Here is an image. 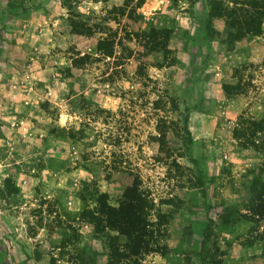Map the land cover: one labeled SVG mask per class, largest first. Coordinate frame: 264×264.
I'll list each match as a JSON object with an SVG mask.
<instances>
[{"label":"rangeland","instance_id":"374dc122","mask_svg":"<svg viewBox=\"0 0 264 264\" xmlns=\"http://www.w3.org/2000/svg\"><path fill=\"white\" fill-rule=\"evenodd\" d=\"M256 11L0 0V264H264ZM130 196L139 232L104 214Z\"/></svg>","mask_w":264,"mask_h":264},{"label":"trees","instance_id":"16d2710c","mask_svg":"<svg viewBox=\"0 0 264 264\" xmlns=\"http://www.w3.org/2000/svg\"><path fill=\"white\" fill-rule=\"evenodd\" d=\"M261 17H264V11H256V19ZM253 18V17H250ZM249 19V18H248ZM131 193V188H126L124 190V195L125 198L127 196V194L130 195ZM131 200L130 202L132 203V205H129L128 203L125 204L126 206L124 207V209H122L120 211V209L118 211H113L115 214L112 215L108 212H104L105 216H106V221L108 223H112L114 224V226L116 227H125V229L130 228L129 225L134 226V232H139L140 230V226H139V221H143V218L141 219L140 217V212H138V209L136 207L137 203L139 202V198L138 197H133L130 196ZM262 208H264V205L262 206ZM111 210V209H109Z\"/></svg>","mask_w":264,"mask_h":264},{"label":"crops","instance_id":"0c3cea01","mask_svg":"<svg viewBox=\"0 0 264 264\" xmlns=\"http://www.w3.org/2000/svg\"><path fill=\"white\" fill-rule=\"evenodd\" d=\"M6 11V10H5ZM7 21V20H6ZM6 24H7V22H4V25H3V28H4V30H2L1 32H2V36L3 37H5L6 36V34L8 33V36H14V33H15V31H12L11 32V30L12 29H14L15 28V26L14 25H12L11 23H9L8 24V26H10V27H8L7 26V28H5L6 27ZM29 32V31H28ZM27 34H30V33H27ZM28 39H30L29 37H27V40ZM2 41V40H1ZM0 41V53H1V55H0V80L1 79H3L4 77H5V75L7 74V73H9V70H7L6 69V66H7V64L8 63H6V61L8 62V60H9V58L6 56V54L8 53V49L9 48H11V49H13L14 51L16 50V47L13 45L12 46V44H7L6 42H1ZM25 44V43H24ZM27 45L30 47V48H32V46H34L33 44H28L27 43ZM26 44H25V47L27 46ZM24 46V45H23ZM29 51V50H28ZM9 55V54H8ZM17 59H15L14 58V61L12 62H9V63H11L13 66H15V65H18L17 63ZM11 69H13V68H10V70Z\"/></svg>","mask_w":264,"mask_h":264}]
</instances>
